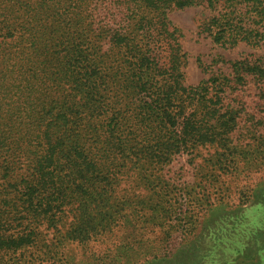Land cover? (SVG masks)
I'll use <instances>...</instances> for the list:
<instances>
[{
    "label": "trees",
    "instance_id": "16d2710c",
    "mask_svg": "<svg viewBox=\"0 0 264 264\" xmlns=\"http://www.w3.org/2000/svg\"><path fill=\"white\" fill-rule=\"evenodd\" d=\"M4 2L0 97L19 101L0 111V151L11 125L17 126L12 146L18 153L10 164H20V172L8 211L0 214V250L32 243L41 221L57 229L68 211L71 221L60 245L85 244L97 226L106 230L120 220L138 217L159 225L170 205L127 198L118 203V176L134 168L148 186L158 187L163 178L148 168L205 145L222 151L224 168L235 164L240 151L230 136L240 121L248 122L257 155L242 152L243 170H235L264 167V53L224 60L227 73L186 86L181 33L168 18L174 9L207 7L213 14L203 29L214 43L257 49L264 46V0ZM251 194L253 204L264 206V175ZM220 207L209 209L221 211L210 228L229 234L217 249L203 252L205 247L184 241L182 248L143 264H185L183 254L187 264H203V256L209 264H258L259 231L238 238L245 230L243 206ZM9 228L15 232L4 233ZM135 246L142 248L140 242Z\"/></svg>",
    "mask_w": 264,
    "mask_h": 264
},
{
    "label": "rangeland",
    "instance_id": "374dc122",
    "mask_svg": "<svg viewBox=\"0 0 264 264\" xmlns=\"http://www.w3.org/2000/svg\"><path fill=\"white\" fill-rule=\"evenodd\" d=\"M4 3V0H0V9ZM212 14L211 9L200 5L174 9L168 14L171 23L181 33L180 42L186 54V64L182 69L183 84L186 86H194L216 73H227L228 67L224 60H235L252 52L264 53V46L256 49L239 43L226 48L214 43L203 29ZM3 68L4 65L0 64V71ZM2 73L0 72V78ZM3 97H0V111H5L10 105L17 106L19 99L13 103ZM248 125V122L240 121L239 126L231 133V142L238 146L240 152L234 157L235 164H228L225 168L224 160L218 155L222 151L216 145H205L195 147L191 153H173L168 160L148 168L147 172L151 171L163 178L158 187L148 186L141 173L134 168L118 176L115 193L118 203L122 198H127L131 201H143L147 205H154L157 200L160 201V206L170 205L169 213H160L163 217L159 218V225L144 224L138 217L131 221L120 220L106 230L97 226L98 230L89 236L85 244L60 245L58 239L62 237L59 235L68 229L71 221L68 211L70 207H67L69 213L63 214L65 216L61 222L58 221L57 229L50 227L46 221H41L35 231L36 239L32 243L16 250H0V264H108L113 260L111 264H116L118 260L115 261V258H119L120 264H143L145 259L154 255L163 257L166 251L182 248L184 241L185 246L192 242L199 247H205L203 252H209L210 249H217V242L227 240L229 234L227 231L216 232L210 228L216 226V215L221 211L215 209L217 211L214 212L209 209L219 205L222 208L227 206L231 210L240 204L244 208V224L241 227L245 230L240 231L238 238L257 229L259 233L256 243L259 249L255 253V261L264 264V206L253 204L254 197L251 194V189L259 184L264 175V167L235 170H243L245 161L242 160V152L245 156L255 153L257 155L252 138L247 137ZM256 127L261 131L258 125ZM17 128L11 125L10 135L6 138L8 152H5V146L0 151V214L8 211L14 196L11 193V184H14V175L20 172V164H10L15 160L14 151L18 153L12 146L18 137ZM140 210L147 211L145 208ZM8 232L14 233L15 228H9L4 233ZM138 242L142 245L140 250L135 246ZM226 251L224 250L225 253ZM180 258L187 264L186 254ZM203 260V264H209L206 256H203Z\"/></svg>",
    "mask_w": 264,
    "mask_h": 264
},
{
    "label": "crops",
    "instance_id": "0c3cea01",
    "mask_svg": "<svg viewBox=\"0 0 264 264\" xmlns=\"http://www.w3.org/2000/svg\"><path fill=\"white\" fill-rule=\"evenodd\" d=\"M243 44V43H242Z\"/></svg>",
    "mask_w": 264,
    "mask_h": 264
}]
</instances>
